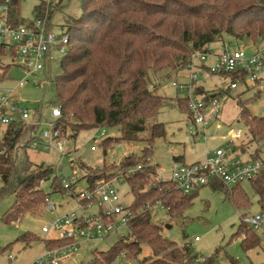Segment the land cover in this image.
Returning a JSON list of instances; mask_svg holds the SVG:
<instances>
[{"label": "trees", "instance_id": "1", "mask_svg": "<svg viewBox=\"0 0 264 264\" xmlns=\"http://www.w3.org/2000/svg\"><path fill=\"white\" fill-rule=\"evenodd\" d=\"M81 7V17L68 21L63 31L70 38V49L61 62V75L54 80L62 109V136L103 127L121 132L119 138L108 140L107 144L145 140L149 145L141 159L134 155L126 157L119 170L113 172L114 176L124 175L141 167L127 177L134 195V204L129 208L134 217L127 225L129 236L121 238L109 251L99 253L93 264H115L118 259L137 261L143 245L152 249L154 257L142 264H215L214 258L200 260L193 255L191 246L178 248L164 237L163 226L155 221L159 209L166 210L171 217L179 216L192 206L199 191L190 195L178 191L170 181L159 179L157 167L150 164L152 144L156 138L165 137L164 124L154 123L148 139L140 135L165 106V99L151 86L153 77L168 68L184 71L193 54H208L216 43L239 45L246 39L254 45L264 43V0H82ZM3 60L0 58L1 81L14 69ZM223 77L246 86L245 75ZM198 92L207 100L219 99L221 95L206 91L203 86ZM178 107L191 118L186 99L179 100ZM242 116L253 141L264 129V121L244 108ZM26 130L27 127H21L10 131L0 142V179L6 186L0 190V198L10 192L17 200L14 210L5 217L8 224H17L26 214L39 215L48 203L49 195L44 194L42 185L52 176V169L28 163L19 183L13 181L11 154L23 145L20 138ZM33 131H27V138ZM256 158L259 157H252ZM178 160L182 161L175 158ZM86 177L91 184L102 177L109 179L104 173H89ZM54 184L63 194H69L58 178ZM211 186L224 189L236 208L250 206L242 185L233 190L220 182ZM251 186L264 213V171ZM243 233L242 225L240 234ZM67 243L50 239L45 241V248L57 249ZM259 243L255 234L246 231V239L242 240L245 249Z\"/></svg>", "mask_w": 264, "mask_h": 264}, {"label": "rangeland", "instance_id": "2", "mask_svg": "<svg viewBox=\"0 0 264 264\" xmlns=\"http://www.w3.org/2000/svg\"><path fill=\"white\" fill-rule=\"evenodd\" d=\"M81 1L65 0L62 8L54 13L52 30L57 35H61L67 29L68 21L81 17ZM38 2L39 0H23L20 8L21 17L25 20H34V9ZM238 44L247 48L252 47L254 42L246 39L245 42H238ZM222 45V43L213 44L210 52L217 53ZM260 46L261 43L255 45V47ZM64 56L62 53H57L56 49H52L53 58L46 63L43 71L28 76L23 70L14 67L9 74L11 82L7 86L10 88H15L20 81L26 80L25 85L18 88L16 96L22 107L30 113L31 118L28 124L34 123V116H37L38 135L50 130V125L54 123L51 111L60 105L59 89L54 80L62 73L61 62ZM8 59L7 57L4 64L9 63ZM214 62L211 56L208 57L206 67L213 65ZM185 73V71L168 68L153 77L151 86L156 88L159 95L165 99V106L157 118L148 122L146 131L140 136L142 139L150 138L154 123L165 126V137L156 138L152 144L150 164L157 167L158 173L168 178L171 176L175 158L183 157L184 162L189 164L197 162L203 158L206 149L226 150L243 161L252 155L264 160V129L260 136L252 141V135L242 116L244 108L251 116L264 121V71L258 74L259 79L263 81L250 86L239 82L237 89H230L232 80L229 77L212 75L208 72L201 74L203 76L198 84L206 91L221 93L219 100L222 112L219 119L212 121L208 128L207 139L199 134L202 127H195L186 111L178 107V101L184 100V93L176 89L173 83L185 82V77H177ZM249 81L248 79L247 82ZM29 130L22 132L20 140H23V145L11 154L15 167L13 181L19 183L24 175V167L28 163L52 169V176L43 183L42 191L48 194L54 203L60 205L63 212L75 209L76 203L69 194H63L60 188L57 189L54 184L55 179L58 178L57 172L62 178H68L75 172L79 178V189H82L86 187V181H88L86 175L89 173H104L109 175L110 180L114 177L113 172L119 170L126 157L134 155L141 159L145 149L149 147L145 140L107 144L108 140L112 142L119 138L121 132L118 129L96 127L80 130L74 136H71L70 132L66 133L67 143L64 147L65 152L62 153L55 147L24 146L33 135L31 133L27 138ZM103 130H105L104 136H102ZM234 130L240 131L239 138L231 136ZM95 140L98 144H95ZM93 147L94 150H92ZM2 153L6 154V150ZM181 160L183 161L182 158ZM5 187L0 179V190H4ZM242 188L250 201V206L247 208H236L228 199L224 189L216 190L209 185L198 192L192 206L185 209L181 215L171 217L166 210L159 209L155 221L163 226V235L166 239L178 248L191 246L193 255L200 260L214 258L215 264H232V262L264 264V231L252 232L260 239L258 246L245 249L242 245L244 234H240L242 220L246 216L252 217L262 213L258 196L251 183L244 182ZM118 194L119 204L123 209H129L134 204V195L127 178L120 182ZM16 202L15 195L10 192L0 198V264L34 263L46 250L45 241L56 237L55 232L43 233V228L49 227L54 219V215L46 208H43L39 215L26 214L17 224L6 223L5 217L14 210ZM98 212L99 208L93 207L87 211V216L97 215ZM77 213L80 215L82 212L77 211ZM128 236L129 228L125 226L101 241L86 243L85 240H79L76 249L62 255L60 264H93L99 253L109 251L121 238ZM196 237L200 239L198 242H195ZM153 257L152 249L143 245L142 253L138 257L139 261L118 259L116 263L142 264L145 259Z\"/></svg>", "mask_w": 264, "mask_h": 264}, {"label": "built area", "instance_id": "3", "mask_svg": "<svg viewBox=\"0 0 264 264\" xmlns=\"http://www.w3.org/2000/svg\"><path fill=\"white\" fill-rule=\"evenodd\" d=\"M23 0H0V58L32 76L43 71L48 61L52 60V49L57 53L67 54L70 49V38L64 32L57 35L52 30V18L54 13L62 7L65 0H39L34 9V20H25L21 17L20 8ZM20 15L17 17V14ZM237 46V47H234ZM252 51V52H250ZM214 59V64L205 70L208 57ZM184 76L185 82L175 81L173 86L184 93L187 100L190 120L195 127L201 126L204 139L212 121L219 119L221 104L217 98L207 100L204 94L198 92L201 87L200 79L206 72L212 75L224 76L230 74L245 75L247 86L261 80L258 74L264 71V43L260 47H243L237 44H223L218 53H195L188 63ZM250 80L247 82V80ZM263 80V79H262ZM6 80H0V142L10 131H17L21 127L35 129L32 137L24 146L45 148L55 147L64 153L67 140L63 137L60 120L62 109L60 105L51 111L54 123L49 131L37 134L39 121L34 116V123L28 124L31 116L27 109L23 108L16 96L19 87H23L26 80L20 81L17 87L10 88L4 84ZM239 82H231L230 88L237 89ZM197 132V135H199ZM240 131H232L231 136L240 137ZM39 137H38V136ZM105 130L102 131V136ZM212 139V138H211ZM95 144L98 141L95 140ZM95 148L93 147L92 150ZM204 158L197 162L186 163L175 161L171 176L164 177L158 173L161 180L170 181L178 191L190 195L214 182L222 183L226 188H233L244 182L251 183L264 171V160L261 158L240 160L229 151L218 149L205 151ZM141 167L130 169L124 175H115L112 179H98L94 183L86 181V187L79 189V178L75 172L68 178L57 177L62 188L69 192L74 199L76 208L68 212H62L60 205L47 198L46 210L52 215L49 227L43 228V233H56V240L67 241L61 248L46 249L43 254L31 264H60L62 255L73 251L79 245V240L92 243L104 240L132 220L133 213L129 209H123L119 202V184L125 178L134 175ZM160 205V203H158ZM98 207L99 212L94 216H87V211ZM77 211L82 213L78 215ZM62 212V213H61ZM242 225L246 231L256 233L264 231V213L252 217H244ZM246 239V233L243 234ZM200 239L195 238V242ZM11 260V257H9ZM117 264V263H115Z\"/></svg>", "mask_w": 264, "mask_h": 264}, {"label": "crops", "instance_id": "4", "mask_svg": "<svg viewBox=\"0 0 264 264\" xmlns=\"http://www.w3.org/2000/svg\"><path fill=\"white\" fill-rule=\"evenodd\" d=\"M61 8H62V7H61ZM58 10H59V9H57V11H58ZM219 51H220V50H219ZM219 51H218V52H219ZM218 52H217V53H218ZM179 76L184 77V76H186V75H178L177 77H179ZM10 82H11V79L9 78V75H8V78L6 79V82H5L4 84L7 85V84L10 83ZM231 134H232V132H231ZM206 150H208V149H206ZM206 150H205V151H206ZM208 151H209V150H208ZM203 154H205V152H204ZM202 157L204 158L205 156H202ZM179 158H180V159L182 158L183 161H184V158H183V157H179ZM203 158H202V159H203ZM250 158H252V156H251ZM250 158H249V159H250ZM202 159H200V160H202ZM247 160H248V159H247ZM62 212H63V211H62ZM259 240H260V239H259Z\"/></svg>", "mask_w": 264, "mask_h": 264}]
</instances>
